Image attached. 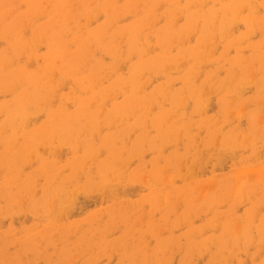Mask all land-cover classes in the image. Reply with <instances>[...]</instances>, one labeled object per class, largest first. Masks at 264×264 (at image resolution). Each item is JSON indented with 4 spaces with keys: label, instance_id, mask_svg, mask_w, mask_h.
<instances>
[{
    "label": "rangeland",
    "instance_id": "obj_1",
    "mask_svg": "<svg viewBox=\"0 0 264 264\" xmlns=\"http://www.w3.org/2000/svg\"><path fill=\"white\" fill-rule=\"evenodd\" d=\"M0 264H264V0H0Z\"/></svg>",
    "mask_w": 264,
    "mask_h": 264
},
{
    "label": "bare ground",
    "instance_id": "obj_2",
    "mask_svg": "<svg viewBox=\"0 0 264 264\" xmlns=\"http://www.w3.org/2000/svg\"><path fill=\"white\" fill-rule=\"evenodd\" d=\"M64 192H65V190H64ZM68 200V199H67ZM69 202V201H68ZM65 203V202H64Z\"/></svg>",
    "mask_w": 264,
    "mask_h": 264
}]
</instances>
